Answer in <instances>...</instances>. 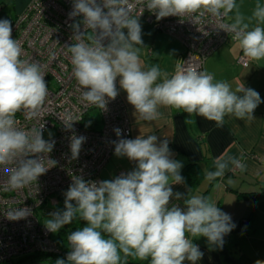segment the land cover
Masks as SVG:
<instances>
[{
    "label": "clouds",
    "instance_id": "clouds-1",
    "mask_svg": "<svg viewBox=\"0 0 264 264\" xmlns=\"http://www.w3.org/2000/svg\"><path fill=\"white\" fill-rule=\"evenodd\" d=\"M136 4L155 14L157 21L169 16L188 17L195 24L206 15L227 19L218 29L231 33L249 60L264 61V4L260 2L245 18L237 0H73L69 18L82 20L70 25L72 43L66 47L83 101L106 110L109 100L119 94V78V88L127 93L136 119L157 121L163 107L182 109L189 117L195 114L218 127L224 126L225 117L254 120V110L262 101L243 82L233 89L187 64L177 65L171 74L157 64L145 66L139 22L144 11L134 15ZM22 56L21 42L12 38L11 22L0 19V171L8 177L6 190L36 183L56 165L48 158L55 142L43 138L44 123L30 130L17 126V113L23 112L26 119L39 117L49 95L41 65ZM74 121L66 116L65 129L71 130ZM114 132L121 137V129ZM69 139L71 158L76 159L86 138L73 132ZM112 143L114 154L136 162V167L111 180L72 177L63 210L50 213L44 225L52 233L77 218L86 225L67 235L70 251L66 260L58 258L55 264H124L127 257L150 258V264H196L203 253L194 238L205 237L210 248H223L225 235L236 225L210 198L192 194L190 187L186 192L174 191L185 180L183 164L172 158L168 138L139 135ZM213 164L214 170L205 176L209 182L222 178L230 165L241 171L246 168L235 157H218ZM173 199L183 206L172 203ZM29 214L30 209L17 208L4 215L19 220Z\"/></svg>",
    "mask_w": 264,
    "mask_h": 264
},
{
    "label": "built area",
    "instance_id": "built-area-1",
    "mask_svg": "<svg viewBox=\"0 0 264 264\" xmlns=\"http://www.w3.org/2000/svg\"><path fill=\"white\" fill-rule=\"evenodd\" d=\"M72 10L73 0H30L11 20L12 38L22 44V58L41 65L49 92L39 117L26 119L24 113L19 112L16 114L17 126L30 130L44 123L43 138L55 142L48 158L56 161V165L39 176L36 183L21 189L6 190L8 177L0 171V264H14L15 258L40 253L59 255L66 260L69 247L63 250L51 238L52 232L39 220L37 209L50 195H55L51 202L64 206V193L74 175L82 176L86 181H101L100 172L114 152L112 142L121 138L133 139L127 108L120 94L109 100L103 111L81 99V89L72 75L70 53L66 47L72 43L70 25L82 20V17L70 19ZM133 14L151 23L155 31L177 39L184 47L179 65L187 64L200 71H203L205 59L218 47L234 42L231 33L218 29L220 23L228 22L226 19L206 15L195 24L188 17L169 16L157 21L155 14L139 4L135 5ZM85 32L91 34L90 29L86 28ZM237 62L246 66L248 58L242 54ZM117 88L119 91L118 80ZM93 109L99 112V127L85 121V116ZM66 116L76 120L71 130H66L63 125ZM116 128L121 129V137L116 136ZM47 131L53 133L46 136ZM73 132L86 138L76 159L71 158L70 151L69 137ZM17 208L30 209L31 214L19 220L6 218L4 214ZM65 242L68 244L67 239Z\"/></svg>",
    "mask_w": 264,
    "mask_h": 264
},
{
    "label": "crops",
    "instance_id": "crops-1",
    "mask_svg": "<svg viewBox=\"0 0 264 264\" xmlns=\"http://www.w3.org/2000/svg\"><path fill=\"white\" fill-rule=\"evenodd\" d=\"M29 1L0 0V19L11 22ZM257 2L264 4V0H237L239 11L245 18L250 17ZM139 22L143 41L140 56L144 65L157 64L162 71L173 73L183 56V45L170 34L155 31L146 20L139 19ZM242 54L236 41L226 43L205 59L203 71L212 74L217 81L228 82L233 89L243 82L246 88L259 93L262 102L254 110L252 121L225 117L224 126L218 127L214 121L195 114L189 117L182 109L163 107L160 108V119L143 121L136 119L135 109L127 101V93L119 88V94L127 108L133 139L139 135H156L160 140L168 138L172 158L182 162L185 184L174 186V191L186 192L190 187L192 194L210 198L231 219H247L241 231L227 234L224 244L246 255L255 264L256 260L264 261V61L248 59V64L243 66L237 62ZM93 110L99 116L95 122L99 127V112ZM222 156L241 159L246 168L241 171L230 165L222 178L209 182L205 178L206 172L214 170V160ZM135 167L136 162L117 157L112 152L100 172V179H114ZM172 203L183 206L182 201L175 199ZM193 243L203 253L196 264H229L219 248L209 247L205 237L194 238Z\"/></svg>",
    "mask_w": 264,
    "mask_h": 264
},
{
    "label": "trees",
    "instance_id": "trees-1",
    "mask_svg": "<svg viewBox=\"0 0 264 264\" xmlns=\"http://www.w3.org/2000/svg\"><path fill=\"white\" fill-rule=\"evenodd\" d=\"M188 165H192V164H188ZM187 165V166H188ZM185 172V168L184 170H182L181 175H183ZM64 206L62 205H57V207L53 210L56 211L57 209L63 210ZM232 222L236 225V227L232 230V232H239L241 231L246 222L247 219L243 220V219H231ZM66 226L64 228H62L59 231V234L57 236L56 239H54L55 241H57L59 243V245L62 247L63 250L68 249V244L61 239V233H66ZM68 235V234H67ZM67 239V236H65ZM226 237H224L225 239ZM238 253V254H237ZM220 254H222L224 260L227 263H231V264H254L253 261L247 257L246 255L239 253L238 250H234L232 249V247L230 246H226L225 244L223 245V248L220 249ZM58 258H61L59 255H54V254H44V253H40V254H34L31 256H27L24 258H19L17 260H15L14 264H25L27 262H34V261H52V260H57ZM124 263H128V264H148V261H146L145 263H138V262H127L126 258H124Z\"/></svg>",
    "mask_w": 264,
    "mask_h": 264
},
{
    "label": "rangeland",
    "instance_id": "rangeland-1",
    "mask_svg": "<svg viewBox=\"0 0 264 264\" xmlns=\"http://www.w3.org/2000/svg\"><path fill=\"white\" fill-rule=\"evenodd\" d=\"M98 120H99V116H98V114H97V112L95 110L89 111V113L85 116V121L89 122L93 126H94V123L96 121H98ZM52 131H47L45 133V135L46 136H50L53 133ZM51 198H55V195H50L49 199L42 206H40L37 209V214H38L37 216L39 217V220L41 221V223L42 222H46V220L48 219L49 214L52 213L53 210L57 207V205L55 204L56 202H51L50 201ZM85 225H86L85 221H81L79 218L75 219L71 224L66 225V230L67 231H66V233H61V236H62L61 239L66 241V237L65 236H67V234H70L72 231H75L78 228H81V227H83ZM58 234H59V232L52 233L51 238L52 239H56ZM225 241H227V240H225ZM244 248L248 249L247 246H245ZM262 250H264V249H262ZM260 254H261V252H260ZM15 259L17 260L18 258H15ZM55 261L56 260H52V261H44L43 260V261L27 262L25 264H55ZM126 261L127 262H129V261L130 262H138V263H145L146 261H148V264H150V258L147 259V260L141 261V260H139L137 258H134V257H127ZM124 264H128V263H124Z\"/></svg>",
    "mask_w": 264,
    "mask_h": 264
}]
</instances>
